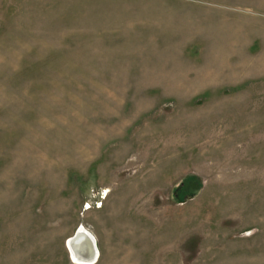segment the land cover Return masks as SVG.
I'll return each mask as SVG.
<instances>
[{
  "label": "rangeland",
  "instance_id": "374dc122",
  "mask_svg": "<svg viewBox=\"0 0 264 264\" xmlns=\"http://www.w3.org/2000/svg\"><path fill=\"white\" fill-rule=\"evenodd\" d=\"M264 264V0H0V264Z\"/></svg>",
  "mask_w": 264,
  "mask_h": 264
},
{
  "label": "bare ground",
  "instance_id": "6f19581e",
  "mask_svg": "<svg viewBox=\"0 0 264 264\" xmlns=\"http://www.w3.org/2000/svg\"><path fill=\"white\" fill-rule=\"evenodd\" d=\"M69 239L66 242L67 247L68 246L70 247L71 245V242L69 241ZM69 247H68V250L70 253V257L75 264H95L98 262V259L100 257L99 249H98V255L96 254L94 258H90L91 256H90V252H88V244L84 239L78 240L75 243L74 248L69 249Z\"/></svg>",
  "mask_w": 264,
  "mask_h": 264
},
{
  "label": "water",
  "instance_id": "95a60500",
  "mask_svg": "<svg viewBox=\"0 0 264 264\" xmlns=\"http://www.w3.org/2000/svg\"><path fill=\"white\" fill-rule=\"evenodd\" d=\"M84 239L88 244V252H90V258H94L95 255H98V245L96 238L94 235L87 229H85L83 226H80L76 233L69 239L71 242L70 248H74L75 243L80 240Z\"/></svg>",
  "mask_w": 264,
  "mask_h": 264
}]
</instances>
